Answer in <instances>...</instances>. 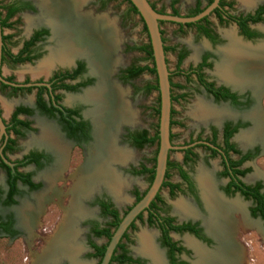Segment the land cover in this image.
<instances>
[{
  "label": "rangeland",
  "instance_id": "rangeland-1",
  "mask_svg": "<svg viewBox=\"0 0 264 264\" xmlns=\"http://www.w3.org/2000/svg\"><path fill=\"white\" fill-rule=\"evenodd\" d=\"M9 1L10 0H0V4L4 5ZM28 1L33 2L35 6L34 12L32 14H20L17 17V23L13 30H4L3 33L6 35H14V40L19 45L32 30L44 27L48 31V37L40 44L42 56L40 59L31 64H22L13 67L3 65L1 70L2 75L4 77H10L16 82H22L23 80L34 82L37 80L47 79L50 72L54 70L72 66L75 60L82 61L86 65L85 75L92 80V84L75 94L63 93L62 103L67 106L74 104L81 105V115L87 122L92 123L89 112L92 110L93 106L83 101L81 96L84 91H87L94 86L97 78L91 73L88 62L84 57H73L72 59H69L70 61H65L63 63L49 61L51 53L56 47L52 37L51 28L46 22H44V19L40 18L36 1ZM147 1L153 9L155 8V10L160 13L169 14L171 11L169 7V0ZM200 1L202 4L204 3V0ZM225 1L232 4L231 9L227 10V12L231 15L246 13L251 11L255 6L264 3V0ZM194 3L195 0H177L175 9L178 14L184 16L192 10ZM80 11L84 13H92L93 16H107L108 20L113 23L112 25L116 38L115 54L118 62L115 64L116 66L114 65L111 68L109 79L111 83L119 86V88L125 92V100L128 101H126L127 105L133 115L129 123L119 125L118 128H116V132H114L116 133L114 134L115 146L118 149H124L130 152L131 155L126 162L121 164L116 163L112 166L114 172L120 176L121 182L123 183L120 195L121 197L116 198L114 195L102 188L93 191L83 202L88 214L84 215L77 224L80 238L78 241L80 242L81 250L76 260V264H96L95 259L88 258L90 255V249L87 244L88 242H94L100 246L103 245L105 241L104 239H92L89 236L88 230L92 223L103 225L106 222V219L100 216L96 207L93 206V203L97 198H108L121 213L132 204V192H142L147 187V175L133 176L130 172L132 169L139 166H145L146 168L152 167L155 148L153 146L144 147L139 150L131 148L125 140V132H135L139 129H146L150 132L153 131V127L156 124V118L153 115L152 110L156 105V93H137V91L144 84L153 82L154 76L147 73H143L136 80L126 84L119 81L120 73L128 66L139 62L146 66L150 65L149 61L145 62V56H142L141 53L133 51L134 46L147 44V37L143 31L140 19L137 15L129 11L128 4L123 0H113L110 2L106 1L104 4H101L99 0H83ZM208 22L210 28L221 40L220 44L213 47L202 38L197 37L193 28L178 27L177 25L168 22H162L159 25V29L162 33L163 46L172 49V51H167L165 53L168 71L173 72L178 67L176 55L179 52L185 53V57L178 67V69L182 72L186 71L188 68L194 67L199 62L200 57L203 54H208L210 56L209 62L211 65L209 69L203 70L204 76L216 84L227 85L239 92L249 94L251 97V104L247 110L243 111H235L225 105L214 104L211 99L193 82V80L190 79L189 82H186L183 77H172L171 83L182 88V90L173 89V96H177L179 94L184 96V98L172 103V109L174 112L173 122L175 123V125L171 127V134L173 136L172 142L175 146H181L193 138L200 137L205 139L209 136V127L218 129L225 121H242L243 123H246L247 127L240 130L234 136L233 142L240 151H247L249 149L256 148L257 155L252 161L244 165L245 168L249 169V173L243 177V181L247 184L260 182L264 190V87L254 89L251 86H236L226 81L220 71H218L219 65H221L224 61L223 51L235 45L246 49L259 48L264 46V38L256 41L254 44H251L250 47L249 44L242 42L238 36L236 28L232 24H218L213 16L209 17ZM252 28L264 35V24H258ZM15 50L16 48L13 49L12 52H15ZM45 64L47 66H45ZM42 65L47 67V69L49 66L50 67L46 70V72L39 73L40 71H43V69L40 70ZM33 94L34 92L32 91L30 93H17L16 95L11 96L8 90L0 91V113L3 118L6 120L9 113L15 106L32 107ZM208 107L209 109L214 110L215 115L202 117L200 108L208 109ZM254 114H256V117L253 116ZM28 121L33 128V132H27L24 134L23 138L17 139V152L9 156L12 160L18 159L22 154L32 149H45L46 151H50L46 147L34 141L40 136L41 130L40 127H37L39 122L43 123L42 125H47L53 128L60 139H62L61 133L59 132L55 122L47 121L37 115H33L28 119ZM62 141L64 140L62 139ZM92 144V136L86 144H82L77 148L72 144H67L66 153L64 155V165L66 171L79 168L80 164L84 162L85 154L88 152V149H91ZM192 152L194 154L192 163L182 165V169L193 179V182L197 187L196 189H198L199 192L201 207H196L187 195L177 194L174 198H169L166 189H162L160 197L164 201L165 213L177 221L198 222L203 227L205 232L210 233V230H208V224L210 225L212 222V214L207 202L205 201L202 188L199 183L201 171L202 173H207L209 175L210 182H213H211V185L214 193L218 195L224 203L226 202L225 204H232L234 202L240 205V207L243 208L241 209V213L245 219H247L250 223L252 222L253 225H257L258 231H252L248 239L251 242L249 264H264V226L258 220L251 219L248 216L247 210L249 203L243 201L237 196L233 198H226L222 195L220 188L224 185L225 181L219 179L217 175L219 171L218 159H208L207 153L202 148H195ZM51 154L53 153L51 152ZM53 156L52 161L48 166L40 171H34L33 173L32 179L40 184V189L37 192L28 193L24 188H21V195L16 199V204L14 206L9 208L0 207V217L11 215L15 222V227L18 225L16 217H14L16 214L14 210L20 206L19 204H21V201L31 200V195H34L44 189L45 185L42 179V173L55 166L56 161ZM169 160L171 162L181 164L182 153L178 151L171 152L169 154ZM25 171H30V169L27 168ZM169 182L181 185V182L174 171L169 172ZM4 188V177L0 172V189ZM46 210L47 212H45ZM45 211L40 217L43 224H47L50 221L51 223H54L56 221V216L61 214L59 208H57L53 203L47 205ZM236 211L237 210L230 212L233 220H235L234 218H236L238 214ZM15 231L17 235L14 238L0 237V264H30L27 259L28 254L26 253V239L28 235L20 231L18 228H16ZM144 233L150 235L153 234L149 243L153 253L156 254L160 260L152 261V255L150 253L141 251V235ZM209 235L213 238L211 234ZM128 238L129 242L126 243L125 246L131 257L134 259H140L143 264H155L156 261H158V264H167L164 250L158 243V232L154 227H147L144 223L135 222V229L128 232ZM174 239L176 238L174 237ZM215 240L217 239L215 238ZM180 241L183 243V240ZM185 242L187 243L188 241L186 240ZM217 242L214 241V238L211 240L210 246L206 247L208 252H211L214 248V250L217 251L218 244L219 247L221 246L218 240ZM218 252L213 254L216 255ZM191 256L192 258L187 261L190 264L198 263L199 260H194L192 252ZM51 264L71 263L68 260L60 259Z\"/></svg>",
  "mask_w": 264,
  "mask_h": 264
},
{
  "label": "flooded vegetation",
  "instance_id": "flooded-vegetation-1",
  "mask_svg": "<svg viewBox=\"0 0 264 264\" xmlns=\"http://www.w3.org/2000/svg\"><path fill=\"white\" fill-rule=\"evenodd\" d=\"M35 1L37 4V7H38L39 16L41 19H43V17L41 16V10L39 8L38 1L37 0H35ZM99 1L101 2V4H104L106 1L110 2L113 0H99ZM212 1L213 0H204V3L202 4L200 0H195V3H194V6L192 7V10L188 14L181 16L180 14L177 13V11L175 9V7L177 5V0H169V7H170L171 11L167 15L180 16V17H192V13L196 8L200 9L202 11L207 6H209L212 3ZM231 7H232V4L230 2H227L225 0H218L217 7L215 9H213L209 13L208 16L204 17L205 23H200L201 26L206 27V29L209 30L210 34L214 38V41H210L207 38H205L204 36L198 35L197 29L194 27H185V28H193L195 35L197 37H200L203 40H205L212 47L220 44L221 40L218 38V36L210 28V25L208 22V19L210 16H213L216 19V21L218 22V24H232L236 28L238 36L240 37L242 42L249 44L250 47H251V44H254L256 41L264 38V35H262L261 33L257 32L256 30H254L252 28L253 26L258 25V24H264V11L257 14L258 10H264V3H261L257 6H255L251 11H248L246 13L239 14V15L229 14L227 12V10L231 9ZM34 9H35V6H34L33 2L28 1V0H10L9 2H7L4 5L0 4V20L3 21L4 24L7 25V27H5L3 29L0 28L1 38H2V36L4 37L3 41L1 39L2 46H1V58H0V78L4 81H6L10 84H14V85L39 84L38 86H30V87H12V86H8V85H4V84L0 83V91L8 90V92L11 96L16 95L17 93H30L32 91L34 92V94H33V106L32 107L15 106L11 110V112L9 113V116L6 120L3 118L2 114L0 113V119H1L2 124L4 126V135H2L0 137V172L3 174L4 184H5V188L0 189V207H2V208H9V207H12L16 204V199L18 197H20V195H21V192H20L21 188H24L28 193L29 192L30 193L37 192L40 189V184H38L37 182H35L34 179H32L34 171H40V170L44 169L46 166H48L52 161L53 155H54L53 158L55 157L54 159L57 162V157L54 154V152L46 146H44V147L49 149L53 154H51V152L48 150L46 151L45 149H42V150L32 149V150H29L26 153L22 154L18 159L12 160L9 158V156H11L17 152V149H16L17 139L23 138L24 134L27 132H33V128L31 126L30 122L28 121V119L31 118L33 115H37L39 117H42V118L46 119L47 121L55 122V124L57 125V127L59 129V132L61 133V137L64 140L63 142H64V145L66 148H67V144H72L76 148L82 144H86L89 141V139L91 138V136H92V139L94 141V138H93L94 137L93 121H92V123H89L83 118V116L81 115L82 106L79 104L67 106V105H64L62 103V94L63 93L75 94V93L82 91L83 89L89 87L92 84V80L87 75H85L86 74V65L82 61L75 60L72 64V66H70L68 68L54 70V71L50 72L47 79L37 80L34 82H30L28 80H23L22 82H16L15 80L11 79L10 77H4L2 75L1 70H2L3 65H7L8 67L9 66L13 67V66H19L22 64H31L34 61H37L38 59H40L42 56V50L40 49V44L42 42H44L45 39L48 37V31L44 27H40V28L32 30L29 33V35L24 40H22L20 42L19 45L15 42L14 35H11V34L6 35L3 33L4 30H13V28L16 26V23H17L16 22L17 17L20 14H23V13L32 14L34 12ZM153 10L158 14H164V13H160L159 11H156L155 8ZM247 16H249V17H255L256 16L258 19H260V21L255 22V23L251 22V21H245L244 26H245L247 32L250 34V37H246L244 34H242L241 31L239 30L238 26L236 25V23L229 21V19H228L229 17H233L236 19H243ZM6 17H7V19L5 20ZM94 17H97V16H94ZM198 21H196V22H198ZM159 23L161 24L162 22H159ZM159 23H158V26L160 25ZM192 24H194V23H192ZM175 25H177V24H175ZM177 26L183 27V25H177ZM51 31H52V29H51ZM52 37L54 40V44L56 45V47L52 51V53H53L57 49V41L53 36V32H52ZM141 46L142 45L134 46L133 51L137 52V53H141V55L144 56V54L142 52L135 49V48H138ZM15 48H16L15 52H12V50ZM247 49H251V48H247ZM2 50H3V57H2ZM52 53H51V55H52ZM180 54H183L184 56L180 60L179 63L177 62L178 67H179V64L181 63V61L185 57L184 52H179L176 55V61H177V56ZM164 56H165V54H164ZM209 59H210V56L208 54H203L200 57L199 62L194 67L188 68L184 72L180 71L178 69V67L173 72H169L168 68H167V71L169 73V75H168L169 95H170L171 99H173L172 101L170 100V112H172L170 121L172 122V125L171 126L169 125V132H170L169 136H171V138L169 139V142H170L172 147H183L180 150L169 151L168 156H167V162L175 164L178 168H180L182 170V172L186 175L187 181L182 180L180 178L178 172L175 169L168 170L167 171V178L164 179V177H163V181L161 183V186H160L157 194L155 195V197L157 196V199L159 200V203H155L156 209L152 208V206L154 204V202H153V200L155 198L154 197L153 200L149 203L148 208L145 209L144 211H142L138 216H136L134 218V220L131 222V224L127 227V229L125 230V232L121 236L117 245L119 244L123 247V249L125 251V253H124L125 257H127L129 260H132L134 262L133 264H143V262L140 261V259H134L133 257H131L129 255L127 249H126V246H125V244L129 242L128 232L133 231L135 229V222L144 223L147 227H154L157 230V232H158V243H159V246L164 250L167 264H190L187 260H190L192 258L191 252L193 253L194 260H198V256H197L195 250L187 245L188 243L185 242L186 240L194 242L196 245H198L201 249H203L206 252H208V249L206 247L210 246V242L213 238H214V241L217 242L218 239L216 238V236L213 233L208 232L209 234L212 235L213 238H211V236L207 232H205L203 227L198 222L177 221L173 217L167 215L164 211V201L160 197L161 190L166 189V192H167V195L169 198H174L177 194L187 195L188 198H190L193 201V203L195 204L196 207H198V208L201 207V200L199 197L198 189H196L197 187L195 186L193 179L189 176L188 173H186L182 169V165H185L187 163H192V161L194 159V156H193L194 154L192 151L195 148H202L203 150H205V152L207 153L208 159H211V160L218 159L219 171H218L217 175H218L219 179L225 181L224 185L220 188V192L222 193V195L226 198H233V197L237 196L240 199H242L243 201L249 203V207L247 210L248 216L251 219L258 220L264 226V220L261 219L260 215L256 211V207H257L256 205L257 204L250 198L242 197L240 195V192L235 191V188L230 185V183L234 180V181L240 183L241 185H243L246 189L257 190V193L259 195L264 196V190H263L260 182H254L252 184H247L243 181V177L249 173V169L245 168L244 165L249 163L250 161H252L256 157L257 149L252 148V149H249L247 151H240L237 148V146L235 145V143L233 142L234 136L240 130H243L247 127L246 123H243L242 121H232V122L231 121L230 122L225 121L221 124V126L218 129H216L214 127H209V130H208L209 136L205 139H202L200 137L193 138L181 146H175V145H173V142H172L173 136L171 134V127L173 125H175V123L173 122L174 112L172 109V103H174L177 100L184 98V96L181 94H179L177 96H173V91H172L173 89L182 90V88L180 86H176V85H173L171 83L172 77H175V76L183 77L186 80V82H189L190 79L193 80V82L211 99V101L214 104H222V105H225L228 108L235 110V111L247 110L251 104V97L249 94L239 92V91L235 90L234 88L229 87L227 85L216 84L204 76L203 70L209 69L210 65H211L209 62ZM49 61H51V58L49 59ZM54 62H56V61H54ZM145 62H146V60H145ZM202 62H203V65H201ZM165 64H166V59H165ZM144 66H146V65H143V63H140V62L133 64L131 66H128L127 68H125L120 73L119 81L126 84L128 82L136 80L140 75H142L143 73H146V72H142L141 74L134 76V77L131 76V73H133V71H135L136 69L142 68ZM49 67H48V69H49ZM148 67H151V64L148 65ZM166 67H167V64H166ZM176 71L178 73L174 74V72H176ZM64 74L71 75V76H73V78L72 79H61L58 81V78ZM185 74H188V76H185ZM198 78H200L202 83L210 86L209 88L211 89L212 93L206 91L204 86H202V84L198 81ZM153 82H154V80H153ZM153 82L148 83V84H144L137 91V93L145 94L144 89L149 85H153L154 84ZM95 84H94V86H95ZM63 86H66L67 89L63 88ZM94 86H92L88 90H91ZM245 86H251L252 88L257 89L256 85H248V84L243 85V87H245ZM85 92L86 91H84V93ZM151 92H155L156 93V99H158V94H157V91H155V90L149 91L146 94H150ZM84 93L82 94V96L84 95ZM38 100L40 101L41 104H43V106H40L38 104L39 103ZM155 104H156V100H155ZM155 108H156V105L153 108V110ZM157 108H158V104H157ZM21 110H25L26 112L25 111L23 112ZM153 110H152V113H153ZM12 116H13V119L16 123L13 122ZM155 118H156L155 126H156V132H157V117H155ZM170 121H169V124H170ZM155 126L153 127L152 132H150L146 129H139L135 132L134 131L133 132L126 131L125 132V140H126L127 144L131 148L136 149V150L142 149L144 147H152L153 146L155 148V153H156L157 147H155L154 145L142 143V145L140 147H138V144H139L138 142H142V141H140V138L144 137V133H146L145 138H150L154 133ZM226 136H228V137L225 139ZM66 142H67V144H66ZM201 142L204 144H202ZM228 146L232 148V151L226 150ZM173 151H178V152L182 153V163L181 164H177V163L171 162L169 160V154ZM186 151H188V152H186ZM234 151H236L237 153H234ZM85 157H86V154H85ZM85 157H84V160H85ZM154 157H155V155H154ZM29 158L30 159L32 158L33 160L28 161ZM167 162H166V165H167ZM238 162H240V163H238ZM55 165H56V163H55ZM54 167L52 169H54ZM27 168H29L30 171H25ZM141 168H146V167L145 166H139L135 169H132L130 173L133 176L145 175V174H142V175L133 174V172L139 171ZM153 168H154V161H153ZM52 169H50V170H52ZM50 170H47V171H50ZM170 171H174L177 174V177L179 178L181 185L180 184H173V183L169 182V172ZM235 171H238V172L243 171L244 174L243 175H237L236 173H234ZM224 172H227V176L223 175ZM165 173H166V169H165ZM18 175H20L21 177H26L27 182L23 181L21 178H18ZM164 176H165V174H164ZM42 179H43L44 185L46 187V180L43 177H42ZM151 181H152V179H151ZM151 181H150V183H151ZM163 183H168V184L174 185V186H176V188L174 190L170 191L168 187L162 186ZM149 185H148V176H147V187L142 192H136V191L132 192V197H133L132 204L129 205L127 208H129L130 206L132 207L134 205L133 204L134 203V194H138L139 196L141 194L144 195V193L148 189ZM182 186L184 189L182 188ZM45 187H44V189H45ZM44 189H42V191ZM40 192H38L36 194H39ZM36 194H34V195H36ZM34 195H31V200H32V197ZM25 201H30V199L25 200ZM21 202H23V201H21ZM262 202H264V198L262 199ZM19 205H21V204H19ZM93 206L96 207L100 216L102 218L106 219V222L103 225H98L96 223H92L89 226V230H88L89 236L92 239H104V241H105V243L103 245H100V246L95 244L94 242H88V244H87L88 248L90 249V255L88 256V258L95 259L96 264H99L101 258L98 259L97 257L93 256L94 252L91 249V245L96 246V247L105 246L110 238L107 240L104 237H95L93 235V232L95 230L108 229L112 235L113 231L116 228L115 229L108 228V225L111 223L112 219L109 215L105 214V210L107 209L109 211H115L118 214V218L120 220L127 213L128 210L126 211V209H127L126 208L123 212L120 213L108 198H103V197L97 198L94 201ZM19 207L20 206H18V208ZM262 210L264 212V207H262ZM44 211H43V213H44ZM14 212H15V210H14ZM45 212H47V210ZM250 212H252L254 214V216H251ZM150 213L155 214L157 219L159 220V222L163 219H170L171 220L170 226L176 228V229H172V230L169 229L168 230L167 226H163V230L166 231V238L168 239L171 247L164 246L162 244L164 238H163L162 231L158 227L157 219L155 217H153V219H152L153 224L150 225L147 223V220L149 218ZM14 217H16V220H17L16 214ZM40 221H42V219H40ZM17 224H18V220H17ZM16 228H18L20 231L25 233V231H23V229H21L19 227V225H17L15 227V222H14L13 217L11 215H7L5 217H0V237L14 238L17 235L16 231H15ZM111 235H110V237H111ZM174 237L176 239H174ZM215 238L217 240H215ZM180 240H183L182 241L183 243H181ZM219 243H220V241H219ZM248 243H250V241ZM116 246H115V248H116ZM218 247H219V244H218ZM218 247H217V251H215L214 250L215 248H214L209 253L213 254V253L218 252ZM115 248H114V250H115ZM247 248L249 249V256H250V244L247 246ZM220 252H221V246L219 247V252L217 254H219ZM112 254H113V252H112ZM117 254H119V252L115 253V255H117ZM110 259H111V257H110ZM108 264H117V263H115V262L110 263V260H109Z\"/></svg>",
  "mask_w": 264,
  "mask_h": 264
},
{
  "label": "bare ground",
  "instance_id": "bare-ground-1",
  "mask_svg": "<svg viewBox=\"0 0 264 264\" xmlns=\"http://www.w3.org/2000/svg\"><path fill=\"white\" fill-rule=\"evenodd\" d=\"M37 1L41 16L51 27L57 41L51 61L63 63L73 57H84L91 73L97 77L95 86L81 97L93 106L89 115L94 125V143L79 168L66 171L64 142L53 128L39 122L40 136L34 141L52 150L57 162L54 169L42 174L46 180L45 189L34 195L32 200L21 202L15 213L19 227L28 234L26 253L30 264H51L60 259L76 264L81 250L77 224L88 214L83 205L85 199L101 188L116 198L121 197L123 183L112 166L126 162L131 155L115 146L114 132L119 125L129 123L133 115L125 100V92L109 79L111 68L118 61L113 23L108 17H94L91 13L81 12L83 0ZM223 52L224 61L218 71L226 81L236 86L264 87V46L245 49L235 45ZM45 66L40 68L43 71L39 70V73L46 72ZM200 109L202 117L215 115L209 107ZM253 116L256 117V114ZM211 182L209 175L201 171L199 183L212 214L208 229L220 241L221 252L216 255L206 252L191 241L187 245L198 256L196 264H248L247 246L251 243L248 239L252 231H258L257 225L245 219L241 213L243 208L237 203L225 204L214 193ZM50 203L59 208L61 214L56 216L54 223L43 224L39 217ZM234 210L238 212L235 220L230 215ZM152 235H141V251L150 253L152 261L160 260L149 243Z\"/></svg>",
  "mask_w": 264,
  "mask_h": 264
},
{
  "label": "water",
  "instance_id": "water-1",
  "mask_svg": "<svg viewBox=\"0 0 264 264\" xmlns=\"http://www.w3.org/2000/svg\"><path fill=\"white\" fill-rule=\"evenodd\" d=\"M127 2L135 9L138 18L141 20L147 41L150 46L152 63L155 71V79L158 94V116H157V148L154 157V168L152 181L138 202H136L127 213L121 218L116 229L113 231L109 241L105 245L103 255L99 264H108L112 252L120 240L121 236L131 224L136 216L148 208L149 203L157 194L166 169L168 152L171 150H180L183 147H172L169 142V121H170V95L168 71L165 64V56L163 53V45L160 36L159 22H168L177 25L192 24L206 17L217 7L218 0L203 9L200 13L192 17H180L167 14H158L150 6L147 0H127ZM1 31H0V58H1ZM0 83L12 87H30L39 84L14 85L0 78ZM4 135V126L0 119V137ZM202 143V142H201ZM204 144V143H202Z\"/></svg>",
  "mask_w": 264,
  "mask_h": 264
},
{
  "label": "trees",
  "instance_id": "trees-1",
  "mask_svg": "<svg viewBox=\"0 0 264 264\" xmlns=\"http://www.w3.org/2000/svg\"><path fill=\"white\" fill-rule=\"evenodd\" d=\"M114 1H116V0H114ZM123 1L128 4L129 11L132 12L133 14L137 15L135 9L127 2V0H123ZM151 8L153 9L152 6H151ZM263 11L264 10H258L257 11V14H259L260 12H263ZM199 12H201V10L196 8L193 11L192 16L198 14ZM7 17L5 18V20L7 19ZM228 19H229V21H232V22L236 23V25L238 26V28L241 31V33L244 34L246 37H250V34L247 32V30H246V28L244 26L245 21H251V22H254V23L260 21V19H258L256 16L255 17H249V16H247V17H245L243 19H236V18H233V17H229ZM200 23H205V18L199 20L198 22H196L194 24H186V25H183V27H194V28L197 29V34L198 35L204 36L205 38H207L210 41H214V38L210 34L209 30L206 29V27L201 26ZM5 27H7V25L4 24V22L0 20V28L3 29ZM142 28H143V31L145 32V28H144L143 24H142ZM145 34H146V32H145ZM160 35H161V41H162V44H163V39H162V33L161 32H160ZM1 39L3 41L4 40V37L2 36ZM135 49L138 50V51H140V52H142L144 54L145 60L150 62L151 67L144 66L142 68H138L135 71H133V73H131V76L132 77L137 76V75L141 74L142 72H146V73L154 76V82H153L154 84L147 86L144 89V92L146 94L149 91H153V90L157 91V85H156V80H155V71H154V67H153V63H152L151 51H150V46H149L148 41H147V44L142 45L141 47H138V48H135ZM167 51H172V49L163 46V52H164V54ZM183 56H184L183 54H180V55L177 56V62L178 63L183 58ZM2 57H3V50H2ZM201 65H203V62L201 63ZM177 73H178L177 71L174 72V74H177ZM185 76H188V74H185ZM72 78H73V76L64 74V75H62L61 77L58 78V81L61 80V79H72ZM198 81L202 84V86H204V88L206 89V91L212 93L211 89L209 88L210 87L209 85H206V84L202 83V81L200 80V78H198ZM63 88L67 89L66 86H63ZM170 100L172 101L173 99H171V97H170ZM38 102H39L38 104L40 106H43V104H41L39 100H38ZM157 104H158V99H156V108L153 110V114H154L155 117H157V115H158ZM21 111L24 112L25 110H21ZM171 114H172V112H170V118H171ZM12 120H13L14 123H16L14 121V119H13V116H12ZM169 125L170 126L172 125V122L171 121H170V124ZM145 135H146V133H144V137H141L140 138V141H142V142H138L139 143L138 144V147H140L142 145V143L149 144V145H154L155 147H157V140H158V138H157L156 126H155L154 133H153V135L150 138H145ZM227 137L228 136H226L225 139ZM170 138H171V136H169V139ZM226 150H231L232 151V148L228 146ZM186 152H188V151H186ZM234 153H237V152L234 151ZM32 160H33L32 158L31 159L30 158L28 159V161H32ZM153 161L154 160H152V163H153ZM238 163H240V162H238ZM171 169H175L178 172L180 178L182 180H184V181H187V177L182 172V170L180 168H178L175 164L168 163V162H167V165H166V173H165L164 179L167 178V171L168 170H171ZM234 173H236L237 175H243L244 174L243 171H239V172L238 171H235ZM133 174H135V175H142V174L147 175L148 176V185H149L150 184V181H151V179L153 177V165L150 168H141L139 171L133 172ZM223 175L227 176V172H224ZM18 178H21L23 181L27 182V178L26 177H21L20 175H18ZM230 185L235 188V191L240 192V195L242 197H244V198H250V199H252L257 204L256 205L257 206L256 207V211L260 215L261 219L264 220V212L262 210V207H264V202H262V199L264 198V196L263 195L262 196L259 195L257 193V190H249V189H246L243 185H241L240 183H238V182H236L234 180L230 183ZM162 186L168 187L170 191H172V190H174L176 188V186L171 185V184H168V183H163ZM142 195L143 194H141L140 196L138 194H134V203L133 204H135L137 201H139V199L142 197ZM153 202H154V204H153L152 208L153 209H156L155 208L156 207L155 206V203H159V200L157 199V196L154 198ZM129 208H127L126 211L129 210ZM105 214L106 215H109L111 217V219H112L111 223L108 225V228L115 229L116 226L118 225L119 221H120V219L118 218V214L115 211H109L107 209L105 210ZM250 215L251 216H254V214L252 212H250ZM153 217H155L157 219V217H156L155 214L150 213L149 218L147 220V223L148 224H150V225L153 224V220H152ZM157 221H158V227H159V229L163 233L164 240H163L162 244L164 246L171 247L168 239L166 238V231L163 230V226H167V229L168 230L169 229L172 230V229H176V228L170 226V221H171L170 219H163L160 222L157 219ZM93 235L95 237H104V238H106L108 240L110 238L111 233L109 232L108 229H104V230H95L93 232ZM104 248H105V246L96 247V246H92L91 245V249L94 252L93 256L94 257H97L98 259H100L102 257L103 252H104ZM116 252H119V254L115 255ZM124 253H125V251H124L123 247L118 244L116 246L115 250L113 251V254H112L111 259H110V263L115 262L117 264H133L134 262L132 260H129L127 257H125Z\"/></svg>",
  "mask_w": 264,
  "mask_h": 264
}]
</instances>
